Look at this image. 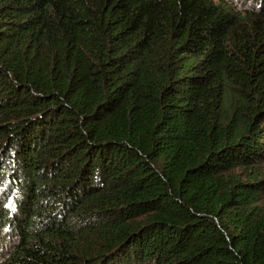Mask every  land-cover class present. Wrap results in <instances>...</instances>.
I'll return each mask as SVG.
<instances>
[{
    "label": "trees",
    "instance_id": "1",
    "mask_svg": "<svg viewBox=\"0 0 264 264\" xmlns=\"http://www.w3.org/2000/svg\"><path fill=\"white\" fill-rule=\"evenodd\" d=\"M264 0H0V264H264Z\"/></svg>",
    "mask_w": 264,
    "mask_h": 264
},
{
    "label": "rangeland",
    "instance_id": "2",
    "mask_svg": "<svg viewBox=\"0 0 264 264\" xmlns=\"http://www.w3.org/2000/svg\"><path fill=\"white\" fill-rule=\"evenodd\" d=\"M261 169H262V172H263V174H264V165H263V167H262Z\"/></svg>",
    "mask_w": 264,
    "mask_h": 264
}]
</instances>
